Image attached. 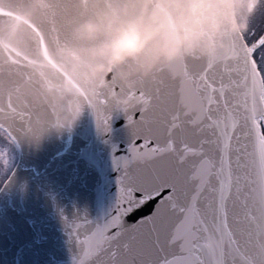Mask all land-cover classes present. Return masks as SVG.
I'll return each mask as SVG.
<instances>
[{"label": "snow or ice", "instance_id": "snow-or-ice-1", "mask_svg": "<svg viewBox=\"0 0 264 264\" xmlns=\"http://www.w3.org/2000/svg\"><path fill=\"white\" fill-rule=\"evenodd\" d=\"M127 100L91 109L103 132L122 115L128 144L108 218L66 219L73 264H264V0L216 53L162 67ZM17 143L0 129L3 171Z\"/></svg>", "mask_w": 264, "mask_h": 264}, {"label": "water", "instance_id": "water-1", "mask_svg": "<svg viewBox=\"0 0 264 264\" xmlns=\"http://www.w3.org/2000/svg\"><path fill=\"white\" fill-rule=\"evenodd\" d=\"M164 3L163 33L192 36V50L145 73L138 64L150 55L149 42L95 80L86 71L90 50L134 23L142 0H0V128L18 141L13 175L0 187V264H73L66 219L108 218L120 175L113 155L126 153L128 133L122 115L113 117L110 132L97 127L91 109L98 98L118 112L130 103L127 93L162 67L205 59L224 46L226 33L240 32L233 0ZM210 35L214 46L200 51L197 38ZM74 105L78 119L58 130Z\"/></svg>", "mask_w": 264, "mask_h": 264}, {"label": "clouds", "instance_id": "clouds-1", "mask_svg": "<svg viewBox=\"0 0 264 264\" xmlns=\"http://www.w3.org/2000/svg\"><path fill=\"white\" fill-rule=\"evenodd\" d=\"M167 20L164 0H142V7L134 23L123 28L115 40L102 42L90 50L86 66L89 78L102 80L106 67L121 62L128 56H136L149 42L150 55L141 59L138 64L139 69L145 73L160 63L172 60L182 51H191L192 36L181 32L174 38H168L163 33ZM197 39L201 41L200 51H208L214 46L211 35ZM79 113V105L71 107L59 122L58 130L70 129L78 119Z\"/></svg>", "mask_w": 264, "mask_h": 264}, {"label": "rangeland", "instance_id": "rangeland-1", "mask_svg": "<svg viewBox=\"0 0 264 264\" xmlns=\"http://www.w3.org/2000/svg\"><path fill=\"white\" fill-rule=\"evenodd\" d=\"M241 4L242 3V0L241 1H238V4ZM253 12L251 14H248L246 15V12L243 11L242 9L239 10L237 13H236V17H237V22H238V25H239V28H240V31H245V26L248 27V24H249V20H250V17L252 16ZM247 29V28H246ZM16 157H17V154H16V150L12 145L9 146V164L7 166L6 169H4L5 171V174L9 171V168L11 169L13 164L15 163L16 161ZM2 170V167L0 168V172H4ZM2 174H0L1 176Z\"/></svg>", "mask_w": 264, "mask_h": 264}, {"label": "flooded vegetation", "instance_id": "flooded-vegetation-1", "mask_svg": "<svg viewBox=\"0 0 264 264\" xmlns=\"http://www.w3.org/2000/svg\"><path fill=\"white\" fill-rule=\"evenodd\" d=\"M238 1H241V0H233V6H234V13H235V15H236V13L239 11V10H243V11H245L246 12V15H247V13L248 14H251L252 12H254L255 11V3L252 5V7H251V9H248V2H249V0H242V3L240 4H238ZM246 28H247V26H245V30H246ZM241 32H243V31H241ZM0 129H2V128H0ZM17 160V159H16ZM16 162V161H15ZM14 165H15V163L13 164V166H12V168L10 169L9 168V171L5 174V171L2 173V172H0V174H2L1 176H0V178H2L3 176H5V175H8L10 172H11V170L13 169V167H14ZM1 168V167H0ZM2 182H0V187L2 186Z\"/></svg>", "mask_w": 264, "mask_h": 264}]
</instances>
